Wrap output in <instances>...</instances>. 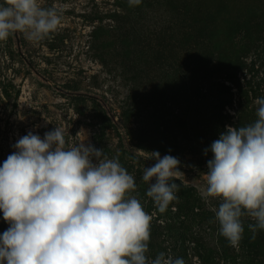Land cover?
I'll list each match as a JSON object with an SVG mask.
<instances>
[{"label": "rangeland", "instance_id": "obj_1", "mask_svg": "<svg viewBox=\"0 0 264 264\" xmlns=\"http://www.w3.org/2000/svg\"><path fill=\"white\" fill-rule=\"evenodd\" d=\"M40 3L61 10L51 38L17 32L0 41V166L22 136L59 126L68 146L104 149L133 175L130 195L152 215L149 259L164 252L185 264H264V230L253 240L254 221L242 218L243 238L232 247L215 216L221 200L202 196L212 142L227 126L258 119L264 0ZM156 151L181 162L172 181L179 203L164 213L142 180ZM8 228L0 211V234Z\"/></svg>", "mask_w": 264, "mask_h": 264}, {"label": "clouds", "instance_id": "obj_2", "mask_svg": "<svg viewBox=\"0 0 264 264\" xmlns=\"http://www.w3.org/2000/svg\"><path fill=\"white\" fill-rule=\"evenodd\" d=\"M141 0H129L136 6ZM62 22L61 10L40 0L0 3V41L23 33L29 41L51 38ZM255 103L258 119L227 126L212 142L213 158L202 196L219 198L214 209L219 232L234 248L243 238L244 217L255 240L264 230V98ZM77 133L76 136H79ZM0 166V211L9 228L0 234V264H185L160 252L149 259L152 215L136 195L133 175L118 156L85 141L68 146L63 128L41 138L29 132ZM205 150V154H207ZM156 163L142 180L160 213L166 212L180 185V160L152 152ZM153 180L155 182H153ZM175 210V209H173Z\"/></svg>", "mask_w": 264, "mask_h": 264}, {"label": "trees", "instance_id": "obj_3", "mask_svg": "<svg viewBox=\"0 0 264 264\" xmlns=\"http://www.w3.org/2000/svg\"><path fill=\"white\" fill-rule=\"evenodd\" d=\"M197 169H199V170H204L205 168H204V167H201V166H199V167H197Z\"/></svg>", "mask_w": 264, "mask_h": 264}]
</instances>
